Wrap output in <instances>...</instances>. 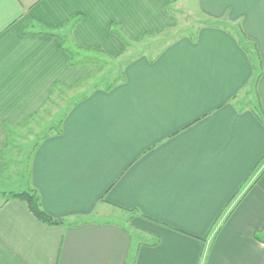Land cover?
I'll list each match as a JSON object with an SVG mask.
<instances>
[{"label": "crops", "instance_id": "0c3cea01", "mask_svg": "<svg viewBox=\"0 0 264 264\" xmlns=\"http://www.w3.org/2000/svg\"><path fill=\"white\" fill-rule=\"evenodd\" d=\"M190 3L219 25L149 56ZM94 76L14 192L62 223L0 189V264H264V0H0V188L15 133Z\"/></svg>", "mask_w": 264, "mask_h": 264}, {"label": "rangeland", "instance_id": "374dc122", "mask_svg": "<svg viewBox=\"0 0 264 264\" xmlns=\"http://www.w3.org/2000/svg\"><path fill=\"white\" fill-rule=\"evenodd\" d=\"M192 2V1H191ZM179 23L176 29H165L158 39L155 40L149 39L146 42H143V46L147 47L148 55L154 56L162 47L167 45L176 38L178 35L190 36L195 33V31L204 25L207 21L205 17L200 13L198 8L190 3L186 8L178 11ZM173 39V40H174ZM248 45V44H247ZM249 46V45H248ZM141 44H138L133 48L137 52L140 50ZM117 63H110L107 67L100 65V69L104 72L101 73L103 76H109L110 80H106L109 84H114L116 80L122 73L120 70L122 65ZM102 76V77H103ZM97 76L89 79L83 87L76 90H68L62 92L61 95H57V98L54 99L55 103L49 105L45 113L41 117H37L33 123L23 128L21 131L15 133L19 137L13 136L11 138L10 147L6 150V158L9 160V170L7 177L9 180L5 179L6 183L2 184L1 191L4 193L19 192L24 188V182L22 178L26 177V164L33 147V144L47 133L53 132L50 128L54 127L58 129V125L62 114L69 108L73 100L79 96L81 93H86L90 90L92 84L96 81ZM114 78V79H111ZM116 78V79H115ZM105 83V84H106ZM108 85V84H107ZM244 96V95H243ZM245 97H242L244 100ZM252 100V97H251ZM51 130V131H50ZM51 132V133H52Z\"/></svg>", "mask_w": 264, "mask_h": 264}, {"label": "trees", "instance_id": "16d2710c", "mask_svg": "<svg viewBox=\"0 0 264 264\" xmlns=\"http://www.w3.org/2000/svg\"><path fill=\"white\" fill-rule=\"evenodd\" d=\"M207 24H208L207 22H206V24L204 23V26H215L216 24L219 25L218 23H212V22L210 23V25H207ZM113 28H114V26L111 27V31H114ZM239 34L240 35L236 34V36L239 39L241 46H243L245 48L246 52L249 53V50L246 47V42H247L246 38L242 37L240 32H239ZM125 44H127V41H125ZM68 54H69L70 62L72 65L78 64V63H84L85 64L89 61L87 58L84 57L81 59L80 62L75 63L74 60H75L76 55H74L70 50L68 51ZM120 76L116 80L113 81L114 84H108V85L106 84L107 85L106 88L109 89V88L113 87L114 85H116L121 79ZM255 113H256V116L262 121V115H261L260 109H258V110L256 109ZM59 125H60V122H59ZM50 129L54 130L55 132H58V130H59V129H55L54 127L53 128L51 127ZM261 162H262V160H261ZM260 163L256 166V169L260 166ZM249 177H250V175H249ZM248 179L249 178H247L245 180V184L248 182ZM248 188L249 187H247V189ZM237 196H234L231 200H229V202L225 206L224 210L217 216V218L213 222L207 236L205 237V239H203V242H206L209 238L212 239L217 235V233L219 231L218 221L221 220L222 218L226 219L230 215L231 210H232V209H230L231 203L235 200V198ZM8 198L23 201L26 204L29 212L33 215V217H35V219H37L39 222H41L45 225L52 226V225H58V224L62 223V221L55 220V219L49 217L42 210L41 205H40V201H39V196L34 189H29L27 191H23L20 193L10 192L8 195ZM240 199H239V201H240Z\"/></svg>", "mask_w": 264, "mask_h": 264}]
</instances>
